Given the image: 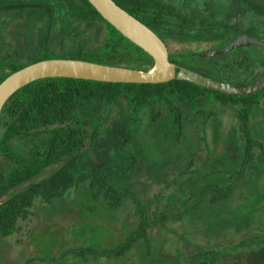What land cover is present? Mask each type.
<instances>
[{
	"label": "trees",
	"instance_id": "trees-1",
	"mask_svg": "<svg viewBox=\"0 0 264 264\" xmlns=\"http://www.w3.org/2000/svg\"><path fill=\"white\" fill-rule=\"evenodd\" d=\"M114 1L167 44L215 40L220 32L238 30L229 29L223 20L189 16L167 2L147 3L150 9L134 12ZM15 30L21 31L20 38L24 39L25 33L33 38L29 50L20 57L5 49L8 36ZM47 59H78L138 70L154 65L148 53L117 31L88 0H0V84L12 73ZM170 60L217 79L218 56L171 53ZM225 67L232 72L233 60L228 59ZM263 100L264 91L255 97L234 96L177 79L133 84L46 78L28 84L8 100L1 116L0 165H8V172L0 175V240L18 230L19 220L28 218L35 200H60L83 184L97 190L118 210L127 205L126 201L132 205L142 201L129 186L134 176L142 174L138 163L128 167L133 173L127 190L134 202L127 190L110 183L116 173H83L79 168L110 139L114 119L125 126L117 148L132 150L144 112L153 124L167 120L169 112L173 115V144L165 151L178 156L174 167L179 171L171 184L187 170L204 167L207 156L195 166V153L205 142L195 136L208 124L212 129L214 110L221 114V109L231 108L236 116L231 127L238 126L245 142L243 159L225 185L216 180L201 185L190 210L182 213L197 222L205 243L181 239L187 245L181 264H264V215L260 217L262 204H258L264 201V170H252L257 161L264 166V136L256 124L259 122L261 129L264 125L254 112ZM167 168L163 166L161 171L167 173ZM147 177L159 179L153 172ZM133 212L137 227L124 234L110 252L113 256L127 257L138 244L143 249L153 240L154 223L165 225L170 217L160 214L149 220L142 217L143 211ZM228 231L231 236H227Z\"/></svg>",
	"mask_w": 264,
	"mask_h": 264
},
{
	"label": "rangeland",
	"instance_id": "rangeland-1",
	"mask_svg": "<svg viewBox=\"0 0 264 264\" xmlns=\"http://www.w3.org/2000/svg\"><path fill=\"white\" fill-rule=\"evenodd\" d=\"M164 1L181 8L189 16L223 19L243 28L264 21V3L258 1L255 6L253 0ZM31 36L25 33L24 39L20 38L21 31L15 30L8 36L5 49L19 54L28 51L29 42L33 39ZM186 43L171 41L170 53L198 52L210 46ZM220 111L222 114L214 110L210 119L214 123L213 131L212 125L208 124L195 136L205 141L204 148L195 153V166L207 156L204 167L200 165L194 170H187L182 174L185 176L171 184L169 182L179 171L174 167L179 162L178 156H174L172 151H165L173 144V115L169 112L167 120L153 124L144 112L132 150L117 148L125 126L118 120L111 121L114 128L110 139H106L90 159L81 162L79 168L83 173L114 172L116 174L111 177L110 183L126 191L133 173L128 167L132 162L138 163L142 174L134 176L133 184L129 186L142 201L135 205L126 201L127 205L118 210L87 184L80 185L79 190L60 200L46 203L37 199L28 218L19 220L18 230L0 240V264H181L182 253L187 249L182 240L187 238L201 245L205 243L203 233L197 231V222L182 213L190 210L191 203L196 200L194 193L201 185L212 180L225 185L243 159L245 142L238 126L234 129L230 126L236 122L235 112L232 109ZM256 125L261 131L259 122ZM163 166H168L167 173L163 169L161 171ZM252 170L262 171L264 166L257 161ZM7 172L8 165L1 164L0 175ZM150 172L158 174L161 180L147 177ZM127 192L134 202L133 194L129 190ZM263 203L261 200L258 202ZM235 204L237 200L233 206ZM136 210L143 211L142 217L149 220L160 217V214L170 217L165 225L154 221L150 234L153 240L143 249L138 244L127 257L111 255L124 234L137 227V215L133 212ZM259 215H264L263 207ZM230 233L228 231L227 236H231ZM83 248L88 250L85 252Z\"/></svg>",
	"mask_w": 264,
	"mask_h": 264
},
{
	"label": "water",
	"instance_id": "water-1",
	"mask_svg": "<svg viewBox=\"0 0 264 264\" xmlns=\"http://www.w3.org/2000/svg\"><path fill=\"white\" fill-rule=\"evenodd\" d=\"M88 1L125 38L148 53L153 58L154 65L148 70H138L78 59H47L28 65L12 73L0 84V127L2 112L8 100L28 84L46 78H73L133 84L166 83L177 79L225 94L233 95L237 92L238 89L231 85L215 82L170 61L169 49L163 39L114 0ZM248 45L264 47V37L255 34L240 35L228 47L217 50L214 54Z\"/></svg>",
	"mask_w": 264,
	"mask_h": 264
},
{
	"label": "flooded vegetation",
	"instance_id": "flooded-vegetation-1",
	"mask_svg": "<svg viewBox=\"0 0 264 264\" xmlns=\"http://www.w3.org/2000/svg\"><path fill=\"white\" fill-rule=\"evenodd\" d=\"M118 1L126 5L130 11H134V12H140V11L150 9V5H147V3L151 4L154 1L167 2L164 0H118ZM257 1L260 3H264V0H253L254 2L253 6H255ZM168 4H172V3H168ZM226 23L228 22L226 21ZM228 24H229V27H228L229 29L237 28L238 30L237 31L232 30L231 33H227L225 31L220 32L217 37L218 39H215V40L207 38V39L201 40L200 42L186 41L187 43L191 45H200V46L210 45L203 51H198V52L188 51L187 54L192 55L193 53H198L202 58H211V57L218 56L219 57V60H218L219 69L217 73V79H214L208 76H205V77L210 78L215 82L228 84V85L233 86L234 88H237L238 90L235 94H233L234 96L255 97V95H257L261 91H264V47L260 45H248V46H241V47H238L232 50H228L226 52L219 53V54H214V52L217 50L223 49L225 47H228L231 43L236 41L238 36L240 35L255 34V35H260L264 37V21L260 24L256 23L257 25H254L255 23H253L252 25L245 27V28H243L242 26H238L235 23H231V24L228 23ZM165 43L169 49V44H167V42ZM170 54L171 53L169 51V58H170ZM228 59L233 60V71L232 72L226 71L225 65ZM228 109H231V108H228ZM254 112L256 114H259L258 119L261 121V125H264V100L262 101L259 109L255 110ZM261 131L260 132L264 136V127L263 129H261ZM259 207L264 208V203L262 205H259ZM254 232H257V231L254 230Z\"/></svg>",
	"mask_w": 264,
	"mask_h": 264
}]
</instances>
